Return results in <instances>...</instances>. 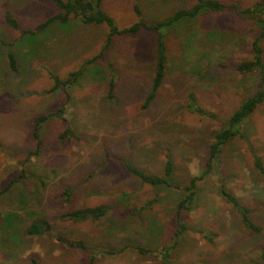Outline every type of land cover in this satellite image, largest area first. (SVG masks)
I'll return each instance as SVG.
<instances>
[{
  "label": "rangeland",
  "instance_id": "374dc122",
  "mask_svg": "<svg viewBox=\"0 0 264 264\" xmlns=\"http://www.w3.org/2000/svg\"><path fill=\"white\" fill-rule=\"evenodd\" d=\"M221 1L245 8L260 0ZM193 2L137 1L147 21ZM133 4L103 0V9L125 28L137 21ZM6 13L18 21V30L6 23ZM56 13L50 0H0V264H31V258L39 264H87L92 256L93 264H160V250L171 242L176 206L185 192L143 184L126 165L162 175L170 160L173 184L181 186L204 170L214 134L257 90L256 73L236 71L253 56L256 25L231 10L181 25L168 42L164 83L143 109L151 91L155 35L140 31L114 38L103 63L90 67L66 92L51 91L50 73L65 79L101 50L107 35L105 27L77 20L53 22L33 37L22 35L21 30ZM189 38L188 47L183 41ZM262 47L264 57V41ZM107 63L115 69L112 98ZM190 93L214 118L188 109ZM49 114L38 146L32 135L35 119ZM243 136L224 148L219 171L205 177L190 209L182 213L188 230L170 264H263L264 173L255 168L251 150L264 168V103L245 122ZM224 190L250 210L261 233L242 226ZM149 200H154L149 209L130 214ZM99 205L111 207L100 221L62 219L70 210ZM36 218L48 221L50 233H26ZM63 240H81L87 251ZM129 244L151 252L139 254Z\"/></svg>",
  "mask_w": 264,
  "mask_h": 264
},
{
  "label": "trees",
  "instance_id": "16d2710c",
  "mask_svg": "<svg viewBox=\"0 0 264 264\" xmlns=\"http://www.w3.org/2000/svg\"><path fill=\"white\" fill-rule=\"evenodd\" d=\"M58 13L51 16L42 23H39L33 29L21 30L23 36H36L38 33L47 29L53 22H60L67 24L70 20H77L84 25L103 26L107 30L104 45L101 50L90 59L83 62L80 67L67 74L65 79H61L57 75H51L53 87L51 91L63 90L67 91L70 87L75 85L81 78L86 75L87 70L92 66L103 63L105 61L106 53L112 48L114 38L124 35L138 34L140 31H146L155 35V49L153 56V72L151 91L145 98L143 109H147L156 97L157 92L161 89L167 72L168 62V42L172 38L174 31L191 21H196L199 17L208 14H220L231 10L236 16L242 19L252 20L258 30L257 37L252 42L253 56L251 59L242 61L236 66V71L241 75L256 73L258 75V87L255 93L244 99L239 107L234 110L224 121L223 125L214 134L213 139L207 147V160L204 170L197 176L190 177L188 183L185 185L173 184L172 181V163L170 160L165 162L162 175L146 174L136 168L126 165L129 173L137 177L143 184L150 186H167L175 189L183 190L185 195L178 202L175 210L176 230L173 233L170 244L165 245L160 250V264H170V257L178 244L180 236L187 232V227L183 221L182 213L190 209L196 197V189L206 176L217 174L221 165V156L224 148L235 140L243 139V127L247 119L254 113V111L264 103V57L262 42L264 41V0L257 1L249 7L239 8L234 3H224L221 0H194V2L185 8L176 10L171 15L164 17L158 21H147L143 18L142 11L138 5V0H132L133 12L137 21L125 28H119L115 19L103 9V0H50ZM6 23L14 30L19 29V23L12 18L8 13L5 14ZM183 41L189 47L192 39ZM8 61L10 68L16 70V59L14 55L8 53ZM99 68V67H98ZM106 68L109 76L108 96L112 98L114 92V77L115 69L112 63H107ZM188 109L200 115H207L214 118V115L205 112L197 103L195 95L190 93L188 96ZM63 109L57 112V115L63 113ZM53 114L47 116H39L35 119L34 129L32 132L36 144L39 146V131L42 123ZM62 117V115L60 116ZM65 135L70 134V130H65ZM38 151L34 152V155ZM253 164L257 170L264 173V168L261 158L251 150ZM67 197L70 196L71 190L66 189L63 193ZM224 199L232 206L239 216L242 226L250 233L259 234L262 232V226L253 222L250 217V210L243 206L235 196L229 194L225 190L222 191ZM126 194H123V198ZM119 200L121 205L125 198ZM154 200H149L140 208H133L130 211L131 215H138L139 213L149 209ZM111 210L108 205H99L95 207H82L76 210H70L62 215V219L72 222H96L103 219ZM51 226L47 220L43 218H36L29 223L26 228L28 235H45L50 233ZM58 239H60L58 237ZM63 240V244L70 248L86 250L87 247L83 241H69ZM131 249H134L139 254H147L151 251L139 245L129 244ZM94 256L90 258L89 263L93 264ZM261 259L264 264V252L261 253ZM31 264H39L36 258H31Z\"/></svg>",
  "mask_w": 264,
  "mask_h": 264
}]
</instances>
